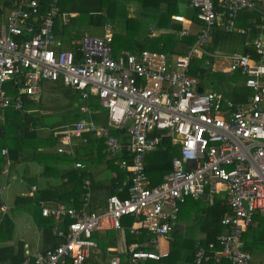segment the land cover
<instances>
[{"label":"built area","instance_id":"built-area-1","mask_svg":"<svg viewBox=\"0 0 264 264\" xmlns=\"http://www.w3.org/2000/svg\"><path fill=\"white\" fill-rule=\"evenodd\" d=\"M189 7L200 30L188 50L173 60L147 48L114 52L110 23L102 35L84 30L77 39L70 33L73 37L66 41L56 34V27L62 31L77 13L60 12L57 0H12L1 13L0 110L26 111L25 97L39 94L45 81H57L83 99L95 96L107 112L106 126L92 120L57 126V151L73 155L68 148L71 140L87 132L103 139L105 160L120 156L118 168L128 171L118 187L126 195L109 194L96 209L88 207L89 178L83 180L81 208L43 206L42 215L68 219L53 229L61 242L26 255L20 264H86L97 246L93 232L102 227L120 230L124 217L132 218L130 233L150 236L128 246L129 264L161 260L168 256L161 240L190 197H204L208 204L218 198L228 213L220 221L224 232L206 244L198 243L186 264H253L251 254L242 248V237L247 228L257 227L256 216L264 215V0H189ZM243 11L257 12L256 21L239 26L236 20ZM171 18L183 24L180 37L190 34V20L180 14ZM215 26L246 35L257 32L252 41L243 42L250 51L224 56L227 72L242 75L247 92L240 93L239 100L220 91L199 92L203 74L190 70L193 58L210 54L205 45ZM164 138L177 147V154L171 170L151 185L146 155ZM2 154L7 173L11 163L7 149ZM74 166L84 167L81 162ZM109 259L110 264L119 263L117 255Z\"/></svg>","mask_w":264,"mask_h":264},{"label":"trees","instance_id":"trees-1","mask_svg":"<svg viewBox=\"0 0 264 264\" xmlns=\"http://www.w3.org/2000/svg\"><path fill=\"white\" fill-rule=\"evenodd\" d=\"M41 1L43 2V0ZM134 1L139 2L140 6L142 7H150L151 9H161L165 7L166 9L157 15H152V22H150L149 20L143 21L142 18H140V15L133 19L132 17L126 16L125 3ZM176 1L177 0H57V5L60 12L77 13L76 16L70 18V24L73 23L75 25H82V23H88L89 25H97V27H102L107 23H111L113 29L112 47L114 52H118L121 50L135 52L139 49L147 48L151 50L161 51L166 53L168 56H171L174 54L179 55L186 52L188 50V47L193 44L196 38V36L186 38H178L176 36V30H179L182 27V24L180 25L179 23L171 22L172 19L170 18L172 15V9L176 5ZM11 4L12 0H0V17L3 11L11 7ZM249 14H252L254 19H257V12L253 11ZM122 19L124 21V26L122 29H119L118 23H120V20ZM194 19L197 20L196 17ZM149 22L151 24H149ZM148 25L149 27L155 26L159 29H167L168 31L152 36L149 35L148 32L145 33L144 31V28ZM67 27L68 26H65L63 27L62 31H59V26L57 25L55 31L58 36L61 35L62 38L63 36H65L66 38L63 39H65L66 41L73 37ZM221 30L222 29L217 28V26L215 27V29H213L212 40L216 42L218 40L228 41L230 39L236 38L240 43H242V51L244 53L250 51V47L244 46L243 42L246 40V38L253 39V37L256 36L257 33L256 31L252 30L249 34L246 35L240 33L223 32ZM201 60L203 59L195 58L194 62H191L190 70L194 74L196 72H201L203 75L205 74V71L200 68L197 69L194 66L197 61ZM228 75V83L232 86L231 94H234V92L236 91L239 92L238 89H241V86L236 84V81L239 79L242 80V75L238 71L228 73ZM54 83L56 84L59 82L56 81ZM63 87L64 88L62 90V93L67 98L71 96V92H75L77 93L76 95H78V97H81L78 91H74L64 85ZM244 92L246 93L247 90H245ZM234 99L239 100L238 96L236 95L234 96ZM83 104H87L88 106H90L87 102ZM83 104L74 108L70 112V114L66 116L64 121L71 120V122H77L82 118V116H84V114H87L80 110V107ZM24 105L26 106V103ZM90 107L92 108V110H96L97 104H94ZM22 115L23 121L25 123L23 124V128H25V132L29 133L31 131L30 128L34 130L33 127H30V124H36L37 121L34 117L31 116L29 112L26 113V111H23ZM42 123L44 125H47L50 122H45L42 120ZM111 133L117 136L121 134L119 130H111ZM53 140L54 138L51 139L49 143H51V141ZM85 140L86 141H84L83 148L87 150L86 152L83 151L78 153V150L81 151V146H77L75 147L73 155L61 153L62 155H67L75 162H81L84 167L74 168L75 170L73 169L69 171L64 170L65 172L61 173L60 183L55 185L54 189L51 188V186L38 188L33 193V196L27 197V199H33L36 202L39 200L46 202L47 200H58L63 202L70 200V197H72V202L74 203L75 207L80 208L83 202L82 197L79 192L74 193L73 190H75L78 186L79 190H81L83 180L85 178H89L91 183L90 188L92 191V196L88 205L89 209L91 210L101 206L104 202V199L109 194H119V196L122 197L126 195V192H118V187L122 185L128 174L127 170L118 168L117 161L118 159H121L120 156H116L115 158H112L110 160H105L106 153L103 150L105 148L103 139L86 137ZM46 145L48 146L49 144L46 142ZM13 153L14 150H10L9 156H11ZM176 154L177 147L175 145H172L169 139L164 138L157 150L146 155V173L152 185L160 182L163 176L171 170V160L172 157ZM63 158L64 160H68L66 159V157ZM97 164H104V169L100 172L95 170ZM69 173H71L70 176L66 177L67 179L64 180V177ZM50 189H52L51 192ZM226 213H228L227 206L224 205L218 198H215L212 204H208L204 197L187 198L186 201L180 206V211L176 222L181 218L184 219L189 223V226L187 227L189 228L188 230H193V228L195 227V229L200 230L203 238L196 242L194 238L190 237V235L187 234V231L179 228L175 222V225L169 232L172 234V238H169L166 243L168 244V256L158 261L148 259L144 264H186L191 262L196 250V245L198 243L206 244L208 241H213L217 234L224 231L220 221ZM263 216L264 215L256 216L257 219L260 217V220L258 219L259 221L256 227L257 229L249 228L248 231L244 233L247 234L249 231H252L250 233L252 235H255V233L256 235H264ZM43 218L44 220L43 222H41V226L43 228L45 227L49 232H51L53 219L51 217ZM127 218L128 217H124L122 219L123 227L121 230H118L119 232L116 233L123 235L126 247L132 242L143 241L150 238V236L146 233H141L140 235L130 233L129 225L131 223L129 221H131V218H129V221L127 220ZM66 221H68L67 218L63 223H65ZM5 223L7 222L5 221ZM1 229L3 228H0V233L3 232L1 231ZM113 234L114 233H112V231H108L105 236L97 238L99 245L103 251H105L106 247L111 244ZM96 236V232H93V237L95 238ZM262 240H264V237L262 238ZM261 244L263 245L262 241ZM242 248L243 250L245 248L247 249L244 244ZM126 255H123L125 259ZM22 258L23 256L20 254L19 261H22ZM85 263L93 264L92 256H90ZM125 264L129 263L125 262ZM223 264L230 263L228 261H224Z\"/></svg>","mask_w":264,"mask_h":264},{"label":"crops","instance_id":"crops-1","mask_svg":"<svg viewBox=\"0 0 264 264\" xmlns=\"http://www.w3.org/2000/svg\"><path fill=\"white\" fill-rule=\"evenodd\" d=\"M178 1L179 0L176 1V5L172 9V15L180 14L184 17L185 20H190V23H191L193 20H195L194 19L195 12L192 11V13H189L191 9L189 7V0L186 1L187 5H186L184 12H182L181 9L178 8V5H177ZM151 10L154 15H157L161 11H163L162 8L161 9L153 8ZM249 13H251V11H249ZM249 13L243 11L239 14L236 20L239 26L246 27L250 24L249 19L253 18V15ZM144 14L145 13L141 12L142 19L146 17L145 15H147V14L145 15ZM151 19H153V17H151ZM151 19H149L150 22L153 21ZM251 20H255V19L253 18ZM150 22L149 24H151ZM171 22L179 23L180 25L182 24L181 22L174 21L173 19L171 20ZM107 24H105L102 27L105 29V26ZM181 26L183 27V24ZM150 27H151V30L149 29ZM150 27L148 25L144 28V30L149 29L148 31L150 32L149 35H152V36L168 31L167 29H159V28L155 30L153 29V26H150ZM188 27L190 28L189 25ZM215 27L213 29H215ZM217 28L222 29L219 26H217ZM179 30H176L175 32L178 38H181V37L186 38V37L193 36L191 34H187V35H182L180 37L178 35ZM221 31L228 32V31H225L224 29H222ZM212 32L213 30L211 31V33ZM229 33H235V32H229ZM240 52H242V49ZM174 55H177V54H174ZM47 82H50V83L48 85L43 83L41 92L39 94H34V95H31L30 97L29 96L25 97L26 106L24 105V107L26 109V113L29 112L31 116L34 117L37 121L36 124H32V123L30 124V127H33L34 130L30 128L31 131L29 133L25 132V128H23L24 127L23 124H25L22 118L23 111H16L12 109H5L4 111L0 110V187L3 189L2 193L0 194V228H3L1 229V231L3 232L0 233V264H20L21 263V260L19 261L20 254L23 256L22 258L23 260L26 255H29L33 252H36L38 250L42 251L47 248L57 246L61 242V239L54 234L53 229L56 227L62 226V224L64 223L63 221H59L57 218H55L54 215H47V216L42 215L41 213L42 207L46 206V207H49V209L51 210L53 209L55 205H58V204H62L65 206L74 205V203L72 202L73 200L72 197H70V200L63 201V202L58 201V200H47V202L39 200L36 202L33 199L32 200L27 199V197H32L33 193L38 188L51 186V188L54 189V186L60 183V181H58L57 183V180L55 177L56 176L61 177V173L65 172L64 170L69 171L75 168L74 160L70 159L67 155L66 156L62 155L61 153L57 151V146L59 142H58V133H56V127L59 125L72 123L71 120L64 121L66 116H68L70 113L63 115L60 118H54L53 121L47 125H44L42 123V117L44 114L49 115V114H52L53 112H56V110L58 111V109H56V107L58 106L49 105V102L55 103L54 102L55 96L58 97L61 94L63 95V93H60L58 91L57 85L54 82H51V81H47ZM236 84L242 87V91L239 90V92L236 91L234 92V94H231L232 86L228 83V86H225V87L222 86L223 91H220V92H223L225 95H228L232 98H234V96L236 95L240 99V93L244 92L243 91L244 87L241 85V79H239V81L237 80ZM43 89L48 90L47 93L49 95H48L47 101L45 102V104L47 105L44 104V106L43 105L39 106V103L41 100L40 95ZM62 97L67 99L65 95H63ZM97 105H99L98 101H97ZM80 110L83 111L84 113H88L89 116L85 120L84 117H86V114H84V116H82V118L78 121L92 120L95 122V119L99 121L97 116L94 118V113L91 112L90 106H88L87 104H83L80 107ZM64 111L65 110H61V112H64ZM106 117H107V112H106L105 118ZM86 137L96 138L90 133H87V132L83 133L82 137L72 139L68 148H72L73 151H75V147L81 146V151L77 149L78 153L83 152V151L86 152L87 150L83 148L84 141H86L85 140ZM53 138H54L53 142L49 143V141ZM35 141L37 143H35ZM46 142L49 144L48 146L46 145ZM3 149H7L8 158L11 161L8 167L7 173L3 172V169L5 167V158H4V155L2 154ZM10 150H14V153L11 156H9ZM63 157H66V159L68 160H64ZM60 161L62 162L69 161V163H72V167L70 168L69 166H67V164L62 165ZM23 162H25L24 167L21 166V163ZM33 162H35V164L37 165H34ZM26 163H27V166H26ZM58 163L59 164L61 163L60 167L58 166ZM70 174L71 173L67 174L64 177V180H66L67 179L66 177H69ZM40 180L43 183H41ZM32 186H36V189L32 190ZM51 191L52 189H50V192ZM73 192L74 193L79 192L82 197L83 189L81 188V190H79V186H78L76 187L75 190H73ZM259 216H262V215H259ZM43 217H51L53 219V226L51 228V232H49L45 227L43 228L41 226V222H43L44 220ZM258 219L260 220V217ZM127 220L129 221V217L127 218ZM5 221L7 223H5ZM129 222L132 223V218H131V221ZM33 228L34 230H32ZM250 228H256V227H250ZM248 229L249 228H247L246 231H248ZM108 231H112L113 233L114 230L102 227L94 231L96 232V235H97L94 238L97 242V246L95 249H93L90 256H92L93 252L102 250L97 238L105 236ZM251 232L252 231H249L247 234L245 233L243 234L245 238L244 239L242 238V246L244 244V246L247 247V249L245 248L246 250L245 249L244 250L250 253L251 256L253 255L261 256L262 255L264 257V240H262L264 235L262 234L256 235V233L255 235H252L250 234ZM122 240H123L124 246L120 250H118L117 244L120 243L121 241L119 240L113 241L111 239V244L107 246L105 249V255H102V259H101L102 261L97 264H110L109 257L111 255L119 256L118 264H125V262L129 263V261L127 260V256H128V246L131 243L126 247L124 238ZM261 241L263 242V245L261 244ZM132 243H135V242H132ZM166 243L164 244L163 247L161 245L163 250H167L168 244ZM257 243L259 247L255 249L253 248L252 250L251 247H253L254 244H257ZM126 252H127V255H126ZM123 255L124 256L126 255V259L123 257ZM252 260H253V257H252ZM262 263H264V259L257 262V264H262Z\"/></svg>","mask_w":264,"mask_h":264},{"label":"rangeland","instance_id":"rangeland-1","mask_svg":"<svg viewBox=\"0 0 264 264\" xmlns=\"http://www.w3.org/2000/svg\"><path fill=\"white\" fill-rule=\"evenodd\" d=\"M186 1L187 0H179L177 3L178 8H180L182 12H184V10L186 8V5H187ZM125 8H126V11H125L126 16L132 17L133 19H135L139 15L141 18V12L147 14V15L144 14L146 17H144L142 19L143 21H147V20L151 19L152 15H154L152 13V10L150 9V7H142V6H140L139 2H137V1L125 3ZM162 9L164 11L166 8L163 7ZM5 11H3V12H5ZM192 11L193 10L190 9L189 13H192ZM123 26H124V21L122 19V20H120V23H118V28L122 29ZM67 28L71 33H73V32L75 33V35H76V36H74L75 39H77V36H79L81 34V32L84 30L90 32L93 35H102L105 32V29L103 27H101V26L97 27V25H95V26L89 25L88 23H82V25H79V24L75 25L73 23H71V24L69 23ZM149 29L151 30V27ZM149 29L144 30L145 33H147L149 31ZM153 29L156 30L158 28L153 26ZM199 30H200V23L196 20H193L191 22L190 28H189L190 34L193 36H197V34L199 33ZM148 33H150V32H148ZM212 36H213V33H211L209 35V38H208L207 43L205 45L210 54L205 56L206 59L203 58L204 60L197 61L194 66L197 69L200 68L203 71H205V74L203 76H201L202 86H203V89L205 91H223L222 86L223 87L228 86V79H229V75H228L229 72H227V70H226L227 60L224 58V56L231 54L233 52H240L242 49V43H240L236 38L230 39L228 41L218 40L215 42L214 40H212ZM63 38H66V37L63 36ZM248 39L250 41H252V39H250V38H248ZM173 56L174 55L169 56V59L173 60V58H174ZM194 59L195 58H193V60H192L193 62H194ZM43 83L48 85L50 82L45 81ZM56 85H57L58 91L60 93H62V90L64 88L63 85L61 83H56ZM240 88L241 89H238V90L242 91V87H240ZM245 90L246 89L243 88V91H245ZM47 92H48V90H46V89L42 90V93L40 95L41 100H40L39 106L40 105L44 106L45 102L47 101L48 95H49ZM76 94L77 93L72 92L71 96L68 97L67 99L63 98L62 94L59 95L58 97L55 96L54 102L56 104L53 102H49V105L58 106V107H56V109H58V111L56 110V112H53L52 114H49V115L44 114L42 117V120L45 122L46 121L52 122L54 118H60L61 116L70 113L77 106H80L81 104L86 103V102L90 106L97 104V97H95V96L90 95L89 98L86 100V99H83L82 97H78V95H76ZM45 105H47V104H45ZM90 109H91V112L94 113V118L97 116L99 119V121H97L95 119V122L97 124H99L98 126H104L105 127L107 124V117L105 118L106 110L101 108L99 105H97L96 110H92L91 107H90ZM61 110H65V111L61 112ZM88 116L89 115L87 113L86 117H84V119L86 120L88 118ZM51 142H53V141H51ZM35 143H37V142L35 141ZM60 162L62 163V165L67 164V166H69L70 168L72 167V163H69V161L68 162L60 161ZM61 163L60 164L58 163L59 167H60ZM33 164L37 165V164H35V162H33ZM21 166L24 167L25 162L21 163ZM26 166H27V163H26ZM104 167H105L104 164H97L95 169L98 172H100L101 170L104 169ZM55 178H56L57 183H58V181H60V177L56 176ZM40 182L43 183L41 180H40ZM176 224L182 230L187 231V234L190 235V237L194 238L196 240V242L203 238L200 230L195 229V227L193 228V230H191V229L188 230L189 228H187V227L189 226V223L186 222L184 219L181 218V219L177 220ZM32 230H34V228ZM32 232H34V231H32ZM117 232H119V231L118 230L113 231L114 234H113L112 240L113 241L114 240L121 241L120 243L117 244V249L120 250L124 246L123 240H122L124 237L122 234H116ZM166 236H167L166 238L163 237L161 240L162 247L168 241L167 238H170V239L172 238L171 233H168ZM244 238L245 237L243 236V239ZM258 247H259V245L257 243V244H254V246L251 247V249L253 250V248L255 249ZM102 255H105V251H103V250L93 252V254H92L93 263L97 264V263L101 262L102 261L101 260ZM252 257H253V260H252L253 264H257V262L264 259V257L262 255L261 256H254L253 255Z\"/></svg>","mask_w":264,"mask_h":264},{"label":"water","instance_id":"water-1","mask_svg":"<svg viewBox=\"0 0 264 264\" xmlns=\"http://www.w3.org/2000/svg\"><path fill=\"white\" fill-rule=\"evenodd\" d=\"M202 89H203L202 86H199V87H198V91H199V92H201Z\"/></svg>","mask_w":264,"mask_h":264}]
</instances>
